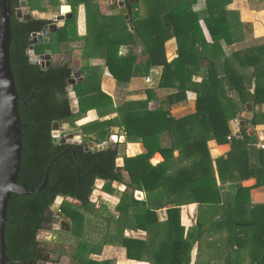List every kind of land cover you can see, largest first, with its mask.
I'll use <instances>...</instances> for the list:
<instances>
[{"label":"trees","instance_id":"trees-1","mask_svg":"<svg viewBox=\"0 0 264 264\" xmlns=\"http://www.w3.org/2000/svg\"><path fill=\"white\" fill-rule=\"evenodd\" d=\"M66 1L72 17L50 34V41L34 46V50L36 54L57 51L61 43L70 44L79 38V4L86 8L87 34L91 15H95L98 31L89 34L93 43H84L79 50L83 81L71 86L78 105L75 112L68 90L74 66L65 62L42 67L29 57L32 32L40 33L51 21H25L11 16V66L18 95L23 98L18 110L25 125L18 182L39 188L49 161L59 153L60 156L44 189L32 195L11 194L5 224L6 254L12 260L8 264H38L44 261V252H55L50 242L39 240L37 235L41 230H55L51 225L56 213L51 206L58 196L63 197L59 211L71 223V230H55L65 233L67 239L60 243L53 236L52 241L73 249L72 263L114 264L113 260L98 261L90 256L112 243L125 247L128 259L150 257V264H190L194 243L212 228L227 232L225 242L237 247L251 242L255 250L249 264H264V203H252L250 198L252 188L264 186V148L256 146L257 134L248 130L258 124L259 115L264 113L254 109L252 118L239 127V137L227 139L231 134L230 120L239 118L251 95L254 107L264 103V43L232 48L251 38V25L240 20L238 11L227 8L232 0H205L202 12L194 10L197 0H170L159 4L158 9L155 6L146 18L139 17L138 0L134 4L126 0L129 20L124 24L117 21V15L101 14L95 0ZM51 2L54 7L59 4V0ZM67 10L68 6L63 8ZM106 17L112 19L106 21ZM172 37L176 38L177 57L168 61L165 43ZM138 43L144 60H138L134 51ZM122 46L127 47L126 53H120ZM91 58H103L109 73L123 84L135 77H148L153 68L161 67L158 87L170 92L163 101L158 99L159 105L153 109L148 104L155 99V92L149 89L146 99L121 101L116 106L112 96L102 89L103 72L99 65H91ZM188 91L196 93L195 111L176 118L170 106L186 100ZM90 110L98 118L80 124L83 141L92 140L89 133H96L99 139L94 143H103L110 129L118 127L127 142L142 143L144 152L122 156L127 176L117 170L116 161L121 158L117 144L86 151L81 144L54 141V122L59 127L64 123L76 126ZM59 133L67 135L60 129ZM210 140L228 143V152L212 157ZM155 153L162 156V161L152 164L150 159ZM98 179L104 181L102 191L118 199V214L103 203L96 207L90 200ZM249 179L254 180L252 185L241 184ZM114 182L118 187L113 186ZM226 183L236 184L235 193L225 191ZM120 185L125 188L119 189ZM138 190L145 193L144 199L136 198ZM193 203L197 204L198 216L191 230L194 233L188 231L190 238H186L180 222L181 206ZM208 207L217 209L220 220L210 221L205 216ZM162 208L167 218L159 222L156 210ZM127 226L147 233L154 231L160 237L150 241L124 238ZM148 245L151 256L144 255Z\"/></svg>","mask_w":264,"mask_h":264},{"label":"crops","instance_id":"crops-1","mask_svg":"<svg viewBox=\"0 0 264 264\" xmlns=\"http://www.w3.org/2000/svg\"><path fill=\"white\" fill-rule=\"evenodd\" d=\"M95 1L99 5V9H100L101 14L109 16L112 13V11L114 10V9L113 10L108 9V8L112 7V5L110 7H106V4H109L110 0H107V2H106V0H95ZM135 1L136 0H129L130 4H134ZM168 1H170V0H138V4H137L136 9H137V12L139 14V17L140 18H146L147 15L150 14V12L155 9V6L158 9L159 4L167 3ZM188 1H190V0H188ZM59 2L63 3V4H61V7H63L64 5L65 6L67 5L69 7V10L62 11V12L71 11L70 6L68 5V2L66 0H59ZM117 2H118V0H117ZM227 7L230 10L238 11L240 20L244 23L250 24L252 27L251 38L248 40L242 41L243 43L240 46L238 45V43L233 44L232 45L233 49H241V48L246 47L250 44L255 45V44L264 43V1H262V0H232L231 3ZM204 9H205V0H197L194 4V10L198 11V12H202ZM34 11L39 13V14H42V13L44 14L46 12H51V9L50 10L47 9L46 11L41 12V13L38 11V9H35ZM200 25L203 29V32H205L204 35H205L207 41L210 43L211 38H210V35H209L208 30L206 28V25L202 19L200 20ZM76 28H77V34L79 35V38L77 40H82V38H84V36H86V33H87L86 8H85L84 4L78 5L77 16H76ZM165 45L166 46L168 45V47H170V49L172 50L175 46H177L176 38L172 37L171 39L167 40ZM124 48L126 49V47H124ZM175 49L177 50V47H175ZM166 51H167V48H166ZM166 57H167V55H166ZM176 57H177V53H176ZM176 57H174V58H176ZM167 60L171 61L168 58H167ZM93 64H95V63H93ZM157 69L159 70L162 68L156 67V68H153L152 71L153 70L155 71ZM104 77H105V75H104ZM143 78L144 77H141V79H143ZM145 78H147V77H145ZM105 79H112V78L107 77ZM116 84H117V82L114 84V86H116ZM103 87L104 86L102 85V89H103ZM106 88H107V90H109V92H107V90L106 91L104 89L103 90L105 92H107L108 94L113 95L112 94L113 87H106ZM164 90L166 91L167 89H164ZM110 91H111V93H110ZM169 92H170V90H169ZM157 95L158 94L155 93V99L150 101V103H153L155 106L159 105V102H158L159 100H158ZM190 96H194V93L188 91L186 98H189ZM187 100L188 99H186L182 102L173 104L176 108L179 106H181V108H182V109L180 108L181 110H177L175 112L170 110V112H173L171 114L174 117L179 118V117L185 116L187 114L193 113L195 111V103H194L193 107H190ZM155 106H154V108H155ZM184 109H186V111L181 112ZM254 109L258 113H264V103L260 104V105H256L254 107L253 101H252L251 111H248L246 109V105H245V110L242 113H240L239 120H237V121L246 122V120L251 119ZM259 120L261 122H263L264 116L259 115ZM255 129H262L263 133H264V124H258L255 126H251L248 129L250 134H254V133L257 134L258 142L264 143V137H262V136L259 137V134L254 131ZM260 138H263V139H260ZM125 143L128 145V142L126 140H125ZM141 147L144 150L143 145ZM208 147H209V151H210V154L212 157H217V156L223 155V154L227 153L229 148H230L228 143L217 144L214 140H210L208 142ZM174 155H177V151L174 152ZM121 159H122V157H121ZM152 159H157V160L152 162ZM160 161H162V156L159 153H155L153 155V157L150 159V162L152 164H156ZM124 174H125V172H124ZM127 174L128 173H126V175ZM98 181H102V180L98 179ZM102 182H104V181H102ZM253 182H254L253 179H249V180L242 181L241 184L243 186H250L253 184ZM113 186L118 187V183L114 182ZM224 189L228 193L233 194L236 191V184L235 183H226L224 185ZM101 190L102 189H99L97 191V193H98L97 197L102 194ZM263 190H264V186L252 188L250 190V198H251L252 203H264V192H262ZM107 195H109V194H107ZM109 196H110V199H112V200H109V198H104V197L100 196V199H101L100 202L105 204L110 211H112L115 214H118L115 211V205L117 204L118 199L113 195H109ZM135 196L139 200H142L145 198V193L143 191L138 190V191H135ZM98 199H99V197H98ZM102 199H104V200H102ZM95 200L97 201V199H95ZM112 207L114 208V211L111 210ZM195 207H197L196 203L181 206L180 222H181V225L184 226V229H185V226H187V225L188 226L191 225L193 227L194 223H192V222L194 219L196 220V218H197V216L194 217V214L196 213V212H194V211H196ZM186 209H188V211H189V213L187 215L184 214V210H186ZM156 214H157L159 222L165 221V219L167 218V213H166L165 208L157 209ZM65 221H67V220H65ZM210 221H212V220H210ZM67 222L70 224V229H66V228L62 229L61 228L60 230H65V231L71 230V223L69 221H67ZM186 230L188 232V229H186ZM111 232H115L114 229H111ZM193 233H194V231L191 234H193ZM226 234H227V232L220 231L219 229H214V230L211 229L210 231L206 230L203 233V235L201 236L200 241L195 242L196 245H195V247H193L192 252H191V263L190 264H249V263H251V261H252L251 253L255 249L253 250L252 246H250L249 243H247V242L243 243L239 247H237L236 245H232L229 242H225ZM122 236L124 238H134V239H139L142 241H150V240L154 239V236H156V238L160 237V234L157 232L154 233V231L153 232L150 231L149 233H147V231H145V230H142V229L135 230V229H132L130 226H127L123 229ZM151 250L152 249H150V247L148 245L147 248H145V250H144V255L151 256ZM90 256H91V258L98 260V261L113 260L114 264H150V262L147 261V259H149L150 257L145 258L144 260L128 259L126 257L125 247L117 245V244H112V243H107V244L103 245V247L101 248L99 253H96V254L94 253V254H91Z\"/></svg>","mask_w":264,"mask_h":264},{"label":"water","instance_id":"water-1","mask_svg":"<svg viewBox=\"0 0 264 264\" xmlns=\"http://www.w3.org/2000/svg\"><path fill=\"white\" fill-rule=\"evenodd\" d=\"M118 8L114 9L113 14L123 15L126 20H129V15L127 14L126 7L124 5V0H118ZM21 5H23L21 3ZM12 7L10 0H0V264H8L12 260L6 254V245H5V224L7 222L6 213L8 202L11 198V194H21V195H32L40 192L48 184L50 170L56 161L57 157L60 156V153L54 156L48 163L42 184L39 188L34 189L33 186L28 187L24 182H18V175L20 173L21 166V157H22V128L25 125L21 122L18 103L23 102V98L18 95L16 84L14 80V75L11 66L10 58V46L12 42V28H11V14ZM59 10H54L52 12H46L39 14L33 12V14L28 13V15L23 16V20H30L34 18H46L50 19L52 16L59 15ZM72 13H66V15L56 16L57 19L63 21L64 18H70ZM17 17H21V9L17 10ZM60 25V24H59ZM57 29L55 24H51L45 27L40 33H32V36L29 40V57L31 62L34 64H40L42 67H48L49 61H43L45 58L44 55H35L34 54V45L37 43H42L44 38H48L52 32ZM76 82L75 75L69 79L68 83L70 87ZM253 96L251 95L246 104V109L251 111L252 108ZM78 110V106H72V111L75 112ZM244 124V122H241ZM52 136L54 141L64 143L67 139L68 142H71L69 139L71 135L67 134L65 136H60L58 131V123L54 122L52 126ZM111 132L114 134L110 137L112 143L119 142L118 155L122 157L125 154V139L122 141L121 138H124V135L117 139L118 132L117 127H112ZM80 137V136H77ZM115 137V139H113ZM74 142V141H72ZM87 145L91 147L92 151L101 150L103 148L102 144H97L96 146L92 142H87ZM124 147V153L121 154L119 148ZM88 147L86 148V150ZM117 170L124 171L123 160L118 158L116 161ZM103 181V180H102ZM130 179H127L129 182ZM124 185H120L119 189L123 190ZM60 198V202L56 203L57 199ZM63 201L62 196L56 197L51 209L56 211V216L53 221V224L59 223V214L63 218V214L58 210L60 203ZM41 250H44V247H41ZM31 264V263H30ZM38 264H45L44 261Z\"/></svg>","mask_w":264,"mask_h":264},{"label":"rangeland","instance_id":"rangeland-1","mask_svg":"<svg viewBox=\"0 0 264 264\" xmlns=\"http://www.w3.org/2000/svg\"><path fill=\"white\" fill-rule=\"evenodd\" d=\"M33 1H34V4H35L34 7L37 8V9H44L46 11L47 9H49V10L53 9V7H54L53 3L52 2L50 3V1H48V0H33ZM60 4H63V3L59 2V5ZM113 4H114V5H112L113 8L114 7L118 8V4L116 2H114ZM110 8H108V9L109 10H113L112 8L111 9ZM113 12H114V10L112 11L111 14H113ZM113 15H115V14H113ZM94 17H95V15H94ZM94 17H93V15H91V20H90V23H89V34H95L96 31H98V30H96V23H95ZM110 19H112V17H106L105 18L106 21H109ZM116 19H117L118 22L123 23V24L127 23V21H128V20L125 19V17L123 15H117ZM89 34H86V37L82 38V40H75L74 42H72V45L73 44L77 45V47H74V51H73L74 52V61H72V63L76 64L77 67H79L80 64H81V60H79V56H80L79 55L80 54L79 50L81 49V47L83 46L84 43H93V42H90L92 40V37H90ZM237 43L240 46L243 42L240 41V42H237ZM69 46H71V45H69ZM124 47L125 46L121 47L120 53H126L127 47H126V49ZM175 47H177V46H175ZM175 47L171 50L170 47H168V45L166 46V48H167L166 55H167V58L169 60H172L174 57H176L177 50L175 49ZM37 48L38 47H36V49ZM134 51L137 54L138 60H144L145 59V56L142 54V45H141V43L136 45V46H134ZM92 62L95 63L96 65H99L101 71L103 72V74L101 76V87L103 85L104 86L103 89L105 91L107 90L106 87H113L114 91L112 90V94L113 95H111V96H112L113 101L115 102L116 106H118L121 101L124 102V101H128V100H144V99H146V97H147L146 90H148V89L152 90V91L154 90V92L156 94H158L157 95L158 99H160L162 101L166 97V95L169 93V90L165 91L164 88H159L158 87V82L160 80L162 69H159V70L157 69L155 71L154 70L151 71L147 78L144 77L143 79H141V78L135 77V78H132L131 81L128 82L127 84L117 83L116 86H114V84L116 83V80L109 73V71H108V69H107V67L105 65V60L103 58L102 59L101 58H92L90 63H92ZM104 75H105V77H104ZM107 77L108 78H112V79H105ZM195 79L196 80H200V77H196ZM70 88L71 87L69 86L68 90H70ZM107 92H109V90H107ZM110 93H111V91H110ZM196 97H197L196 93H194V96H190L189 98H186V99H188L187 101H188L190 107L194 106V103L196 101ZM74 100L75 99H73V102H74V104H76L75 103L76 100L75 101ZM154 106L155 105L153 103L149 102L148 107L150 109H153ZM180 108H181V106H179L177 108L174 105L170 106V110H172L173 112L182 109V108L181 109ZM184 111H186V109L182 110L181 112H184ZM173 112H171V113H173ZM97 118H98L97 113L94 110H90L84 115V117H82L81 119H79L77 121L76 126H70L68 123H64L63 125L61 124V126H60L61 128L58 126V131L60 129L62 134L63 133H67V134L71 133V134H69V135H71L69 140L71 142L74 141V143L80 142L81 138L77 137V136L80 135L83 138L82 127L80 126V124H83V123H86V122H89V121H92V120H96ZM237 120H239V118H237V116L233 117L230 120L231 132H232L233 129L236 130L237 126L240 127V126L245 124V122H244V124H242L241 121L239 122ZM258 124H264V120H263V122H261L259 120ZM254 131L259 134V137H261V136L264 137V133H263L262 129H255ZM112 135H114V134L111 132V129H110V133L108 134L107 139L103 142L104 144L102 143V146H106V144H108V140L110 139V137ZM116 135H118V138H119L120 135L123 136V133L121 131H119V129H118V132L116 133ZM88 138H91L92 140H89V142H92L96 146L95 143H96V140L99 139V136H97L96 133L95 134L89 133ZM124 139L126 140L125 136H124ZM260 139H263V138H260ZM65 142H67V139H66ZM261 143L264 144L263 142H261ZM118 144H120V143L118 142ZM118 144H117V147H119ZM141 146H142V143L139 140L128 142V145L126 144L125 154L126 155H135V154H139L141 152H144L145 149L143 150ZM152 162H154L153 159H152ZM126 173L127 172L125 171V176H127ZM98 183H100V184H98ZM103 183L104 182L97 180L95 182V189L93 190L92 195H91L92 202H94L96 204V207H98L101 204L100 196H102L104 198H109V200H112V199H110V196H109L110 194L107 195V193L103 192L102 190H101L102 194L100 196H98L99 197V199H98L97 191L99 189H102ZM262 192H264V190ZM95 199H97V201H95ZM102 200H104V199H102ZM210 206H212V205H210ZM204 207L206 208V206H204ZM111 210L114 211V208L112 207ZM195 210L196 211H194V212H196V213L194 214V217L198 216L197 207H195ZM206 211H207V213L205 214V216L209 220H212V221H215L217 219L220 220L221 214L219 212H217V209H215L214 207H208ZM188 213H189L188 209L184 210V214L185 215H187ZM192 223H194L193 224V226H194L195 223H196V220L194 219ZM51 228L55 229V230L61 229L60 227H57V224H53V223L51 225ZM183 228H184V226H183ZM186 229H188L189 232L191 230H194V229H193V227L191 225L185 226V229H184V232H183L184 233L183 236L186 237V238H190V233L187 232ZM211 229H209V231ZM55 230H53L52 232H50L47 229L46 230H41L38 233V235H37V238L39 240L50 242V244H49L50 249L55 251L54 253H52V258H54L53 259L54 261L55 260L59 261L58 263H54L52 261H46L45 264H77V263H72L71 259H70V255L73 252L72 248L64 247V246H57L55 243H53L52 240H54V237L57 240H59L60 243L66 242V239H67V235L65 233H62V231H55ZM191 233H192V231H191ZM251 240L253 241V239H251ZM59 241H58V243H59ZM195 245H196V243H194L193 247H195ZM249 245L252 246L251 242L249 243Z\"/></svg>","mask_w":264,"mask_h":264},{"label":"flooded vegetation","instance_id":"flooded-vegetation-1","mask_svg":"<svg viewBox=\"0 0 264 264\" xmlns=\"http://www.w3.org/2000/svg\"><path fill=\"white\" fill-rule=\"evenodd\" d=\"M25 1V2H24ZM48 1H50V0H48ZM106 2H107V0H106ZM114 2H117V0H110V3L109 4H106V7H109V6H111V5H114L113 3ZM21 3L23 4V5H21ZM34 1L33 0H13L12 1V5H11V7H12V14H11V16L12 15H14L16 18H18V19H20V20H23L22 18H23V16H25V15H28V13L30 12V14H33V12H35L34 10L35 9H37V8H35L34 7ZM124 5L126 6V0H124ZM67 6V5H66ZM65 5L63 6V7H61V4L59 5L58 4V6L57 7H54L53 9H51V12L52 11H54V10H59L60 11V14L59 15H66V13H72L71 11H69V12H62L63 11V8L64 7H66ZM18 9H21V17H17V10ZM71 9V8H70ZM38 11L41 13L42 11H41V9H38ZM59 15H56V16H59ZM38 16H39V13H38ZM56 16H52V18H50V19H48V20H50L51 21V23L49 24V25H51V24H55L56 26H57V28H59V27H61V26H63V25H65L66 24V20H68V19H70V18H64L63 19V21L61 22V20H59V19H57L56 18ZM35 18V17H34ZM33 17L31 18V19H34ZM37 18V17H36ZM39 18V17H38ZM60 24V25H59ZM49 25H47V26H49ZM46 26V27H47ZM32 33H36V32H32ZM87 34V33H86ZM45 40H47V41H50V38L48 37V38H44V40H43V42L42 43H44V41ZM42 43H37V44H35L34 46H37V45H39V44H42ZM69 45H71V46H69ZM84 45V44H83ZM68 46V47H67ZM74 47H77V45H72V43H70V44H68V43H61L60 45H59V47H58V50L56 51H47V52H45V53H43V54H36L35 53V50H34V54L35 55H44L45 56V58L43 59V61H40V62H44V61H49V66L50 65H53V66H58V65H63L65 62L66 63H68L69 65H72V66H74V72H73V76L75 75V79H76V82L75 83H77V82H81V81H83V76H82V72H81V69H80V66H81V64H80V66L79 67H77L76 66V64H74V63H72V61H74ZM79 60H81V58H80V56H79ZM39 64V63H38ZM41 64V63H40ZM91 65H96V64H93V63H91ZM48 66V67H49ZM69 87V86H68ZM70 91L72 92V89L70 88ZM71 96V95H70ZM75 101V100H74ZM77 101H75V103H76ZM72 105L74 106V105H77V103L76 104H74V102H73V100H72ZM78 106V105H77ZM60 136H62V135H60ZM80 136V135H79ZM80 138H81V141L80 142H76L77 144H81L82 145V147H83V149L84 150H86V148L88 147V149L86 150V151H88V150H92L91 149V147H89L88 145H87V142H89V140H87V141H83V138L80 136ZM67 143H74V142H68L67 141ZM100 144H102V143H100ZM104 144V143H103ZM108 144H111L112 146L113 145H116V144H118V142H116V143H112L111 141H110V139L108 140ZM97 145V144H96ZM107 145V144H106ZM119 145V144H118ZM104 147V146H103ZM98 184H100V183H98ZM56 213V212H55ZM56 216V215H55ZM66 223V222H65ZM64 227H66V228H69L66 224H64L63 225ZM43 247V246H42ZM54 258H52V253H49V252H44V257H43V260H44V262L46 263V261H54L53 260ZM40 262H42V260H40L38 263H40Z\"/></svg>","mask_w":264,"mask_h":264},{"label":"bare ground","instance_id":"bare-ground-1","mask_svg":"<svg viewBox=\"0 0 264 264\" xmlns=\"http://www.w3.org/2000/svg\"><path fill=\"white\" fill-rule=\"evenodd\" d=\"M74 93H75V92H74ZM70 98H71V97H70ZM113 139H115V137H114ZM117 139H118V137H117ZM121 140L123 141L124 138L122 137ZM119 150H120V153H121V154L124 153V147H123V146H121V147L119 148ZM157 157H158V156H157ZM153 160L155 161V160H157V159H153ZM58 202H60V198L57 199L56 203H58ZM57 217L59 218V221H60L59 223H57V227H60V228H62V229H65L66 227H64L63 225L66 224V225L69 227V228H66V229H70V224H69L67 221H65L64 218H61L59 214L57 215ZM65 222H66V223H65Z\"/></svg>","mask_w":264,"mask_h":264},{"label":"built area","instance_id":"built-area-1","mask_svg":"<svg viewBox=\"0 0 264 264\" xmlns=\"http://www.w3.org/2000/svg\"><path fill=\"white\" fill-rule=\"evenodd\" d=\"M71 97L74 99V93L71 92L70 93ZM239 137V127L237 126L236 130H232L231 134L227 136V139L230 141L232 139H237ZM257 147H260V148H264V144H262L261 142H258L256 144ZM90 200L92 201V199L90 198ZM96 201V200H95ZM59 210V209H58ZM56 212V211H54Z\"/></svg>","mask_w":264,"mask_h":264}]
</instances>
